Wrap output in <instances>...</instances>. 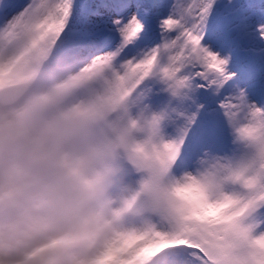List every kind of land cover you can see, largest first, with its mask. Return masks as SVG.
<instances>
[{"label":"snow or ice","instance_id":"obj_1","mask_svg":"<svg viewBox=\"0 0 264 264\" xmlns=\"http://www.w3.org/2000/svg\"><path fill=\"white\" fill-rule=\"evenodd\" d=\"M0 264H264V0H0Z\"/></svg>","mask_w":264,"mask_h":264},{"label":"clouds","instance_id":"obj_2","mask_svg":"<svg viewBox=\"0 0 264 264\" xmlns=\"http://www.w3.org/2000/svg\"><path fill=\"white\" fill-rule=\"evenodd\" d=\"M118 243L122 247H128L129 245L134 243V240L132 238H127V239L119 241Z\"/></svg>","mask_w":264,"mask_h":264}]
</instances>
